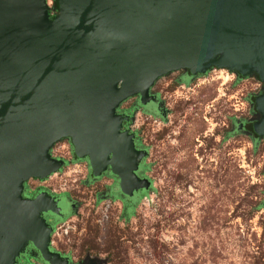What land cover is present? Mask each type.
I'll return each mask as SVG.
<instances>
[{"label": "water", "instance_id": "95a60500", "mask_svg": "<svg viewBox=\"0 0 264 264\" xmlns=\"http://www.w3.org/2000/svg\"><path fill=\"white\" fill-rule=\"evenodd\" d=\"M0 0V264H18L31 246L45 264H69L51 250L60 216L47 191L24 196L65 164L51 149L71 141L92 176L109 171L132 198L150 183L137 174L146 155L123 129L120 105L177 70L211 68L264 82V0ZM252 133L264 136V91L254 100ZM240 128L242 125H239Z\"/></svg>", "mask_w": 264, "mask_h": 264}, {"label": "rangeland", "instance_id": "374dc122", "mask_svg": "<svg viewBox=\"0 0 264 264\" xmlns=\"http://www.w3.org/2000/svg\"><path fill=\"white\" fill-rule=\"evenodd\" d=\"M54 1L44 0L50 17ZM186 72L151 87L157 117L135 109L136 96L117 110L129 113L122 130L146 152L138 176L150 186L134 201L109 196L117 178L93 177L69 139L51 149L61 171L25 183L26 196L42 190L73 204L56 219L68 234L51 238L71 264H264V136L239 126L259 118L253 104L264 82L213 67L183 83ZM28 248L18 264H44Z\"/></svg>", "mask_w": 264, "mask_h": 264}, {"label": "flooded vegetation", "instance_id": "af4514ba", "mask_svg": "<svg viewBox=\"0 0 264 264\" xmlns=\"http://www.w3.org/2000/svg\"><path fill=\"white\" fill-rule=\"evenodd\" d=\"M190 77H192L191 75H190V73L187 71L186 72V74H184V76H182V78H181V82H185L186 81V79L187 78H190ZM150 95H152L154 98H155V101H154V103H152V102H150V103H148V104H146L145 106H142L141 105V103H140V100H139V97L138 96H136L137 97V100H136V102H137V104H136V106H134L135 107V109H141V111H143L144 113H148L149 115H151V116H154V117H157L158 115H159V111L158 110H160L159 108H158V106H159V103H158V100H157V97H156V95H153V94H151L150 93ZM161 111V110H160ZM162 112V111H161ZM125 114L126 115H128L129 113L128 112H125ZM254 122V121H253ZM253 122H251L250 123V130L248 129L249 128V123L245 126V124H243L242 125V127H245V128H247L248 129V132L249 133H252V123ZM253 134V133H252ZM254 135V134H253ZM254 136H256V135H254ZM141 170V167H139V170H138V172H137V174L139 173V171ZM61 171V170H60ZM108 173H110V172H108ZM111 174V173H110ZM42 190H38L36 193H34V195H27L29 198H33V197H35L39 192H41ZM141 191L142 190H140L138 193L137 192H135L134 193V196L132 197V198H130V197H128V196H123V195H121V193H120V189H119V185H118V180H117V184L115 185V187H113V188H111V189H109V191H108V195L109 196H115V195H120V196H122L124 199H123V201H124V203L125 204H129V202H131L132 200L134 201L135 200V198L137 197V195L139 194V193H141ZM24 196H26L25 195V192H24V194H23ZM54 198H55V200H57V205L61 208V210H60V215L63 217L72 207H73V204H70L68 201H67V199H66V197H61V198H58V197H56V196H54V195H52ZM66 199V200H65ZM68 207V210L66 211V213H64V211H65V209ZM44 217L46 218V221H47V223L52 227V231H53V229L57 226V225H59V224H57L58 222H56L57 220L56 219H59L60 217H58V216H55V215H49L48 213L47 214H44ZM52 233H51V238H52ZM50 245H51V241H50ZM28 249H30V248H28ZM28 249H27V251H28ZM51 250H53V251H55L54 249H53V247L51 246ZM57 252V251H56ZM24 256V255H23ZM61 256H63V255H61ZM40 257V256H39ZM63 257H65V256H63ZM42 261V260H41ZM68 261H69V264H71V262H70V260L68 259ZM43 262V261H42ZM45 264V263H44Z\"/></svg>", "mask_w": 264, "mask_h": 264}, {"label": "built area", "instance_id": "2783aa9c", "mask_svg": "<svg viewBox=\"0 0 264 264\" xmlns=\"http://www.w3.org/2000/svg\"><path fill=\"white\" fill-rule=\"evenodd\" d=\"M70 230V226L67 225V224H59L57 225L53 231H52V235L55 236V235H67L68 232Z\"/></svg>", "mask_w": 264, "mask_h": 264}, {"label": "trees", "instance_id": "16d2710c", "mask_svg": "<svg viewBox=\"0 0 264 264\" xmlns=\"http://www.w3.org/2000/svg\"><path fill=\"white\" fill-rule=\"evenodd\" d=\"M54 3H55V7H57V5H56V2L54 1ZM54 16H52L51 18H53ZM249 130H250V124H249V128H248Z\"/></svg>", "mask_w": 264, "mask_h": 264}]
</instances>
